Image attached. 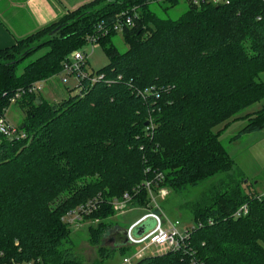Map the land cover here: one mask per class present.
I'll list each match as a JSON object with an SVG mask.
<instances>
[{
  "label": "trees",
  "instance_id": "trees-1",
  "mask_svg": "<svg viewBox=\"0 0 264 264\" xmlns=\"http://www.w3.org/2000/svg\"><path fill=\"white\" fill-rule=\"evenodd\" d=\"M153 1L178 0H91L0 49V115L11 104L25 114L17 126L23 138L0 134V264H81L64 214L95 199L83 221L100 220L89 224L97 244L114 199L127 192L129 206L147 203L146 179L156 181L154 189L180 191L229 171L233 160L215 126L244 119L231 140L264 129V103L242 113L264 100V0L186 1L174 19L148 9ZM132 8L133 25L121 32L127 49L111 43L115 30L100 37L109 61L92 69L102 77L85 81L81 95L58 104L27 92L35 81L61 78L68 54L98 24L110 27ZM243 204L247 212L235 216ZM190 210L191 225L204 224L190 230L184 246L135 264H264L263 195L245 193L238 180Z\"/></svg>",
  "mask_w": 264,
  "mask_h": 264
},
{
  "label": "rangeland",
  "instance_id": "rangeland-1",
  "mask_svg": "<svg viewBox=\"0 0 264 264\" xmlns=\"http://www.w3.org/2000/svg\"><path fill=\"white\" fill-rule=\"evenodd\" d=\"M187 2L178 0L175 5L170 6L166 1H153L148 4V9L154 11L158 16L163 18H177L186 9ZM59 28V26H56ZM55 27V28H56ZM54 28V29H55ZM57 28V29H58ZM53 29V30H54ZM110 41L119 52H124L128 44L121 33L110 36ZM74 50H82L87 54L88 67L90 69H99L107 65L109 58L105 51V46L100 43L90 46L83 45ZM73 50V51H74ZM44 52V49L37 51L22 61L20 66L38 57ZM70 56V53L68 54ZM18 57L14 56L13 60ZM1 60H7L3 58ZM261 78H264V73H261ZM48 80H52L55 84L56 92H61L64 89L63 84L56 75ZM46 80V81H48ZM50 82L42 85L44 88L39 91L40 95L49 103H58L53 97L47 94ZM62 94V93H61ZM62 98V95H60ZM264 100L259 101L245 108L242 113L253 112L259 109ZM241 113V114H242ZM8 121L18 126L24 119L25 114L17 104H11L5 111ZM245 120L237 118L227 125L219 124L214 127V131L219 132V139L226 147L230 158L233 160L231 169L227 172L216 174L197 186H187L180 191H173L169 187L159 186L155 189L152 187V195L154 196L158 208L155 209L152 205L149 206V194L147 191V203L139 207H130L115 213L112 217H108L105 222H109L108 226L100 234L97 244H93L89 240L90 225H95L98 220L80 221L79 225H69L71 233V249L74 255L80 260L81 264H125L123 257H129L132 263L137 262L133 256L134 252L142 248L144 243L136 245H127L121 249L119 245H115L114 241L109 238L112 231L117 228H127L134 220L140 218L149 210L162 211L163 214L171 220H179L180 228L190 226L192 221L191 206L194 204H202L211 196H215L217 191H223L228 188L232 182L242 180V189L245 193H255L264 196V129L252 133L242 134L238 139L231 140L234 135L244 126ZM160 188H164L167 192L165 196L158 193ZM113 202V201H112ZM115 207L114 204H112ZM157 208V207H156ZM204 224L203 221H198ZM143 224L146 225V230L151 228L155 222L151 218L145 219ZM140 226V225H139ZM133 235L136 236V228L133 229ZM111 237V236H110ZM102 249L99 250V249ZM165 247L150 246L144 249V255H154L165 251Z\"/></svg>",
  "mask_w": 264,
  "mask_h": 264
},
{
  "label": "built area",
  "instance_id": "built-area-1",
  "mask_svg": "<svg viewBox=\"0 0 264 264\" xmlns=\"http://www.w3.org/2000/svg\"><path fill=\"white\" fill-rule=\"evenodd\" d=\"M192 5H199L203 2H211L212 4H221V3H228V0H185ZM136 16V12L134 8H132L131 13L128 11H123L117 15L116 20L111 24L110 27L105 25L98 24L96 27V32L92 34H88L86 37V44L90 46H94L98 44V40L100 37L106 35L109 29L115 30L118 33H121L125 27H129L133 25V18ZM87 54L85 51L82 50H74L68 56L66 62L62 66V70L60 73L61 78L60 81L64 84H67L70 81V78L74 79V84L71 86L72 94H80L85 90L86 83L85 81L95 82L102 75L96 74L95 70H92L87 65ZM45 81H35L33 82L26 90L27 92H39L42 89V85ZM24 90H18L11 98L10 102L14 103L16 99L20 97ZM147 90H144L143 93L141 92L142 96L148 94ZM145 94V95H143ZM0 134L11 137V138H23L25 133L20 131L16 125L8 121L6 118V114L0 115ZM162 179V174L158 173L156 175V180L160 181ZM156 183L154 179H146L142 184L147 189L149 194V206L155 207V209H159L157 202L152 195V187ZM159 195L162 197L167 194L164 188H160L158 190ZM131 195L125 192L122 195L121 199H114L113 204L115 205V209L117 211H123L124 209L129 207ZM96 200L90 199L86 203L81 204L61 217V220L68 225H79L80 221H82L83 217L90 213L93 209H95ZM157 207V208H156ZM247 212V206L241 205L235 212L234 215H242ZM151 218L155 222V224L149 228L148 230L143 231L139 236L133 235V229L138 227L142 224V222L147 219ZM211 224V221H208ZM180 221L179 220H171L170 218L166 217L162 211L157 210H149L147 213L142 215L138 218L135 222L130 224L126 228V238L127 242L124 246L127 245H136L144 243L143 247L138 249L134 252L133 256L139 260L141 257L144 256V249L155 246V247H165V249H179L181 246H184V240L189 236V232L194 227H200V222L197 225H190L186 226L183 229L180 228ZM136 260V261H137ZM123 262L125 264H135L132 263L129 257H123ZM18 264H34L33 261H24ZM43 264V263H38Z\"/></svg>",
  "mask_w": 264,
  "mask_h": 264
},
{
  "label": "crops",
  "instance_id": "crops-1",
  "mask_svg": "<svg viewBox=\"0 0 264 264\" xmlns=\"http://www.w3.org/2000/svg\"><path fill=\"white\" fill-rule=\"evenodd\" d=\"M89 1L91 0H0V49L12 46L17 40L58 22L67 12ZM47 82L54 81H45L43 85ZM73 84L74 79L70 78L67 84H63L64 89L56 92L57 87L51 83L46 92L58 101L61 99L60 95L64 98L73 93Z\"/></svg>",
  "mask_w": 264,
  "mask_h": 264
},
{
  "label": "water",
  "instance_id": "water-1",
  "mask_svg": "<svg viewBox=\"0 0 264 264\" xmlns=\"http://www.w3.org/2000/svg\"><path fill=\"white\" fill-rule=\"evenodd\" d=\"M58 27H56L53 32L55 30H57ZM54 108V106H53ZM146 230V225L145 224H141L140 226L136 227V236H139L143 231ZM116 234H117V238L114 239V244L115 245H119V246H122L124 244H126L127 242V238H126V229L125 228H119V229H116ZM112 240V239H111Z\"/></svg>",
  "mask_w": 264,
  "mask_h": 264
},
{
  "label": "flooded vegetation",
  "instance_id": "flooded-vegetation-1",
  "mask_svg": "<svg viewBox=\"0 0 264 264\" xmlns=\"http://www.w3.org/2000/svg\"><path fill=\"white\" fill-rule=\"evenodd\" d=\"M111 236V237H110ZM110 236H109V238H111V239H116L118 236H117V234H116V232H115V230L114 231H112V233L110 234ZM113 236L115 237V238H113Z\"/></svg>",
  "mask_w": 264,
  "mask_h": 264
}]
</instances>
